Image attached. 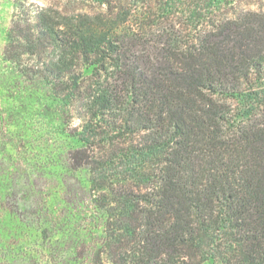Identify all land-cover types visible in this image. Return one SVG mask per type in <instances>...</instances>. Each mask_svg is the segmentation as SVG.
Instances as JSON below:
<instances>
[{
  "label": "trees",
  "instance_id": "16d2710c",
  "mask_svg": "<svg viewBox=\"0 0 264 264\" xmlns=\"http://www.w3.org/2000/svg\"><path fill=\"white\" fill-rule=\"evenodd\" d=\"M97 3L14 0L3 53L79 121L87 262L264 264V0Z\"/></svg>",
  "mask_w": 264,
  "mask_h": 264
},
{
  "label": "rangeland",
  "instance_id": "374dc122",
  "mask_svg": "<svg viewBox=\"0 0 264 264\" xmlns=\"http://www.w3.org/2000/svg\"><path fill=\"white\" fill-rule=\"evenodd\" d=\"M26 1L99 10L97 0ZM13 4L0 0V264H91L103 217L90 203L88 172L68 161L76 142L67 133L79 121L46 86L4 60Z\"/></svg>",
  "mask_w": 264,
  "mask_h": 264
}]
</instances>
